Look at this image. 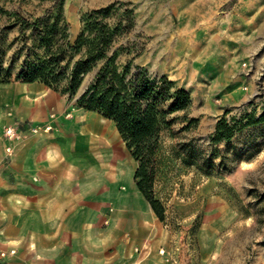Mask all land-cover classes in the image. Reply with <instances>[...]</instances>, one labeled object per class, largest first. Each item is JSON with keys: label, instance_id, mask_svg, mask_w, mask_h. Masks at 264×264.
Returning a JSON list of instances; mask_svg holds the SVG:
<instances>
[{"label": "crops", "instance_id": "1", "mask_svg": "<svg viewBox=\"0 0 264 264\" xmlns=\"http://www.w3.org/2000/svg\"><path fill=\"white\" fill-rule=\"evenodd\" d=\"M160 12L145 31L151 44L161 43L163 57L156 59L171 61L173 72L166 64L163 73L190 85L199 137L209 140L224 110L254 95V78L242 76V65L263 44L232 56L244 37L197 38L207 27L202 21L181 20L175 29L171 20L159 21ZM189 44L197 49L193 56L176 55L175 47ZM47 124L52 131L32 133ZM10 126L17 128L15 141L4 135ZM136 169L110 120L40 83L0 85V254L6 253L0 264H195L188 249L171 244V232L135 184ZM252 264H264V247Z\"/></svg>", "mask_w": 264, "mask_h": 264}, {"label": "rangeland", "instance_id": "2", "mask_svg": "<svg viewBox=\"0 0 264 264\" xmlns=\"http://www.w3.org/2000/svg\"><path fill=\"white\" fill-rule=\"evenodd\" d=\"M54 3L55 0H0V7L10 12L18 11L23 17L34 21ZM64 4L72 43L82 30L84 15L90 11L112 4L123 7L121 11L129 9L133 15V28L120 39L116 47L125 48L121 56L122 63L130 62L132 67H142L152 76H165L178 88L185 90L190 85L172 80L163 73L166 64L169 65V71L173 72L171 61L156 59L157 54L163 57V51L156 48L161 43L151 44L152 39L145 31L146 21L159 9V21L171 20L175 29L181 20L202 21L207 27L196 34L197 38L220 33L232 38L244 37V44L240 43V39L237 40L236 43L241 46L232 56H237L242 47L245 49L246 46L254 45L257 48L263 44L256 56L246 61L252 64L249 78H254V95L240 107H227L224 110V113L229 111L227 118L230 120L247 114L254 113L256 117L262 114L264 0H64ZM112 18H119L117 12ZM14 21V17L10 20L6 14L0 15V29ZM30 35L31 29L22 31L19 24L11 29L9 27L0 36H4L3 41H0V62H3L4 67L13 62L19 42ZM28 45H31V41ZM193 46L179 45L174 51L182 57H187L188 53L193 56L191 52L197 51ZM208 47L206 41L205 49ZM181 48L185 49L186 55ZM27 55L26 49H23L16 58L15 74L27 61ZM242 76L245 77L244 72ZM63 97L77 108L75 100L69 101L67 96ZM192 105L187 116L189 120H196L195 123L190 124L184 118L185 113L178 112L172 115L174 119L170 130L162 133L157 157L158 177L154 187L156 199L165 209L162 223L171 232V244L179 251L188 249L195 264H207L209 261L211 264H252L264 247V124L249 126L235 136L231 145L221 143L215 147L210 139L199 137L200 120L193 116ZM72 113L74 108L67 116L70 117ZM115 132L118 143L129 153L116 127ZM132 163L136 165L133 159Z\"/></svg>", "mask_w": 264, "mask_h": 264}, {"label": "trees", "instance_id": "3", "mask_svg": "<svg viewBox=\"0 0 264 264\" xmlns=\"http://www.w3.org/2000/svg\"><path fill=\"white\" fill-rule=\"evenodd\" d=\"M64 0H55L46 13L31 21L18 11L0 7V15L15 21L0 29V36L7 29L20 24L21 30L31 29L16 47L12 63L4 67L0 62V85L21 82L40 83L48 89L75 100L76 107L98 113L110 120L137 164L135 184L151 205L161 222L165 209L156 199L158 154L162 133L172 127L175 113L184 112L189 120L192 100L190 93L178 88L167 77L152 76L142 67L122 63L124 46L117 47L120 39L133 28V15L129 9L112 4L93 10L82 19V30L74 43L65 17ZM121 11L120 13H118ZM119 18L113 19L116 13ZM0 37V41H3ZM31 41V45H28ZM26 49L27 61L15 74L16 58ZM31 61V63H30ZM91 77V79H89ZM259 117L247 114L239 119L227 118L226 110L210 137L215 147L221 143L231 145L235 136L253 125L264 124V101Z\"/></svg>", "mask_w": 264, "mask_h": 264}, {"label": "built area", "instance_id": "4", "mask_svg": "<svg viewBox=\"0 0 264 264\" xmlns=\"http://www.w3.org/2000/svg\"><path fill=\"white\" fill-rule=\"evenodd\" d=\"M244 67V75L245 77H249L251 75V67H252V64L249 65L247 62L244 63L243 65ZM41 130H44L45 132H50L53 130V127L52 125H45L43 126V128H40V127H32L31 128V131L33 134H37L39 133ZM4 135L5 137L9 140V141H15L17 139V136H18V131H17V128L16 127H7L4 131ZM7 153L8 154H11L12 153V149L11 148H8L7 149ZM11 254H15V251H11ZM162 254H165V251H162ZM0 256L2 258H4L6 256V253H1Z\"/></svg>", "mask_w": 264, "mask_h": 264}, {"label": "bare ground", "instance_id": "5", "mask_svg": "<svg viewBox=\"0 0 264 264\" xmlns=\"http://www.w3.org/2000/svg\"><path fill=\"white\" fill-rule=\"evenodd\" d=\"M82 122H84V121H82ZM90 131V130H89ZM106 133V132H105ZM87 134V133H86ZM90 136V135H89ZM98 137V136H97ZM108 140V139H107ZM109 141V140H108ZM111 141V140H110ZM97 142V141H96ZM115 144V143H114ZM102 148V147H101ZM117 148V147H116ZM115 149V148H114ZM106 150V149H105ZM110 150V149H109ZM116 150V149H115ZM93 151V150H92ZM102 151V150H101ZM91 152V151H90ZM116 152V151H115ZM104 153V152H103ZM106 153V152H105ZM112 153V152H111ZM109 154V153H108ZM86 155V154H85ZM103 155H105V154H103ZM111 155V154H110ZM113 155V154H112ZM114 158V157H113ZM104 159H106V158H104ZM103 159V160H104ZM124 159V158H123ZM109 164H110V162H109ZM113 164V163H112ZM83 166H84V164H83ZM90 166V165H89ZM105 167V166H104ZM90 169H91V167H89ZM85 169V168H84ZM83 171H85V170H83ZM103 171V170H102ZM106 171V170H105ZM116 176V175H115ZM118 178V177H117Z\"/></svg>", "mask_w": 264, "mask_h": 264}]
</instances>
